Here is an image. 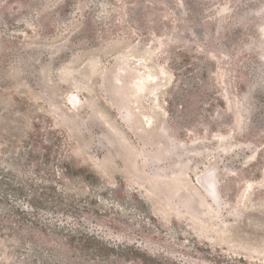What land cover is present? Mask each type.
Masks as SVG:
<instances>
[{"label":"rangeland","instance_id":"374dc122","mask_svg":"<svg viewBox=\"0 0 264 264\" xmlns=\"http://www.w3.org/2000/svg\"><path fill=\"white\" fill-rule=\"evenodd\" d=\"M37 125L89 178L85 230L264 264V0H0V165L43 166Z\"/></svg>","mask_w":264,"mask_h":264},{"label":"trees","instance_id":"16d2710c","mask_svg":"<svg viewBox=\"0 0 264 264\" xmlns=\"http://www.w3.org/2000/svg\"><path fill=\"white\" fill-rule=\"evenodd\" d=\"M35 130L26 144L42 150L43 166L29 171L0 165V250H14L10 257L19 264H184L108 242L73 222L87 211L82 204L91 195L72 182L89 178L60 153L64 140L57 131Z\"/></svg>","mask_w":264,"mask_h":264}]
</instances>
